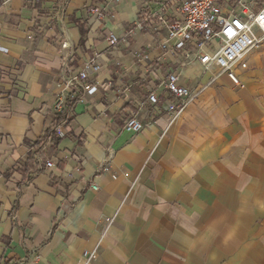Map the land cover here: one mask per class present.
Masks as SVG:
<instances>
[{"label":"crops","instance_id":"obj_1","mask_svg":"<svg viewBox=\"0 0 264 264\" xmlns=\"http://www.w3.org/2000/svg\"><path fill=\"white\" fill-rule=\"evenodd\" d=\"M58 1L0 0V264H82L92 249L89 264H264V104L253 80L221 78L179 114L144 110L142 131L123 130L142 90L134 41L121 37L137 0L102 17L95 0H66L57 17ZM90 60L97 93L69 112L58 144L43 140L67 80ZM37 149L41 171L25 173Z\"/></svg>","mask_w":264,"mask_h":264},{"label":"built area","instance_id":"obj_2","mask_svg":"<svg viewBox=\"0 0 264 264\" xmlns=\"http://www.w3.org/2000/svg\"><path fill=\"white\" fill-rule=\"evenodd\" d=\"M110 0L100 6L95 0L91 11L97 17L110 14L114 4ZM138 17L134 25L121 28L122 42L131 47L134 41V67L141 70L138 84L142 90L134 98L133 109L122 129L138 133L144 129L141 114L154 116L164 113L174 116L196 102L208 87L223 76L235 85L243 86L241 71L250 66L249 55L264 42V0H137ZM66 0H59L54 14L62 16ZM231 29V32H229ZM141 35L137 39V35ZM111 46L120 38L108 31ZM67 43L63 42L62 46ZM122 63H116L120 67ZM96 62H86L81 70L67 80L68 92L55 103V114L67 110L68 100L84 102V95L97 93ZM194 71L196 78L188 75ZM196 72V73H195ZM197 74V75H196ZM208 75V81H202ZM131 85L125 91H130ZM56 125L58 137L66 135ZM51 166L52 162L48 161ZM110 163L105 166L109 169ZM95 189L98 188L93 184ZM108 220L107 224H110ZM96 249L84 250L82 264L96 259Z\"/></svg>","mask_w":264,"mask_h":264},{"label":"trees","instance_id":"obj_3","mask_svg":"<svg viewBox=\"0 0 264 264\" xmlns=\"http://www.w3.org/2000/svg\"><path fill=\"white\" fill-rule=\"evenodd\" d=\"M81 32H82L81 41L84 42L85 41V38H84L85 29L82 26H81ZM76 105H77L76 99L67 101V110H65V112L55 114L54 119H53V127L47 128L45 135L42 137L43 140L50 139L52 143L54 144H58L60 142L61 138L55 135L54 127L62 123L69 124L72 121L71 116H69V112L73 110ZM39 149H37L34 155L28 158V160L26 161L25 166H24L25 173L31 172V173L37 174L41 171V168L38 164V160L36 157V154H40L41 152Z\"/></svg>","mask_w":264,"mask_h":264},{"label":"rangeland","instance_id":"obj_4","mask_svg":"<svg viewBox=\"0 0 264 264\" xmlns=\"http://www.w3.org/2000/svg\"><path fill=\"white\" fill-rule=\"evenodd\" d=\"M250 67L243 78V85H250V78L253 80L251 88L264 104V42L249 55ZM226 78V76H223Z\"/></svg>","mask_w":264,"mask_h":264},{"label":"snow or ice","instance_id":"obj_5","mask_svg":"<svg viewBox=\"0 0 264 264\" xmlns=\"http://www.w3.org/2000/svg\"><path fill=\"white\" fill-rule=\"evenodd\" d=\"M229 32H231V29H229Z\"/></svg>","mask_w":264,"mask_h":264}]
</instances>
